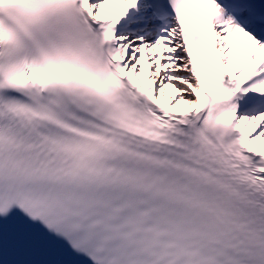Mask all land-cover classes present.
Returning <instances> with one entry per match:
<instances>
[{
    "label": "snow or ice",
    "instance_id": "obj_1",
    "mask_svg": "<svg viewBox=\"0 0 264 264\" xmlns=\"http://www.w3.org/2000/svg\"><path fill=\"white\" fill-rule=\"evenodd\" d=\"M0 264H264V0H0Z\"/></svg>",
    "mask_w": 264,
    "mask_h": 264
}]
</instances>
